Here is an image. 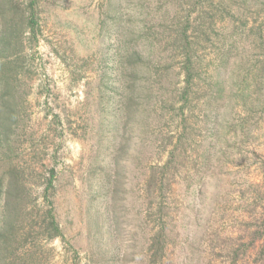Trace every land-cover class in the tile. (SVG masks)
Listing matches in <instances>:
<instances>
[{
    "label": "rangeland",
    "instance_id": "obj_1",
    "mask_svg": "<svg viewBox=\"0 0 264 264\" xmlns=\"http://www.w3.org/2000/svg\"><path fill=\"white\" fill-rule=\"evenodd\" d=\"M141 1L41 0L37 40L0 53L16 60L0 72L16 79L0 173L11 161L29 167L42 205L56 171L63 237L42 243L43 264H153L148 248L159 229L158 264H264L261 242L251 245L264 228V41L240 35L264 0L248 1L240 21L223 23L199 53L207 91L217 52L228 55L225 99L212 112L208 104L186 110L180 173L168 174L160 198L146 180L179 131L172 98L183 78L173 46L160 42L168 34L159 17L182 1L153 0L139 15ZM135 51L142 58L129 62Z\"/></svg>",
    "mask_w": 264,
    "mask_h": 264
},
{
    "label": "trees",
    "instance_id": "obj_2",
    "mask_svg": "<svg viewBox=\"0 0 264 264\" xmlns=\"http://www.w3.org/2000/svg\"><path fill=\"white\" fill-rule=\"evenodd\" d=\"M181 1L182 3L176 10L167 7L163 17L154 15L153 12L149 13L155 23L156 17L164 19L165 22L160 29L166 25V34L168 35L160 42L165 43L167 47L169 44L173 46L175 57H179V73L183 78L181 86L175 87L174 98H172V109L178 105L179 107L175 110H179L182 116V120L179 121V131L169 138L167 159L163 166L157 167V171L146 180V191L149 193L151 189H154L155 197L158 195L159 198L170 186L168 174L171 171H173L172 176L180 173L179 166L188 142L186 110L192 112V105L199 107L208 104L211 106L210 111L212 112L225 99L223 92L226 89V84L223 78L229 74L231 64L228 55L222 54L220 51L217 52L218 56L215 59L217 73H224L210 75V84L213 86L209 85L211 90L207 91L200 83L201 58L199 53L215 45L214 39H212L213 33L223 23L231 19L240 21L244 10L247 9V2L251 0ZM40 3L41 0H24L23 2L0 0V53L9 48L15 49L19 45L23 46L26 42L25 39L29 42L37 40L41 20ZM152 3L153 0H142L139 5L137 3L134 5L133 10L139 15H144L152 8ZM255 7L258 10L255 12L257 16H253L254 22L249 25L247 18L249 15L246 14L240 35H246L248 32L251 36L259 35L261 41H264V1L263 3L258 2ZM262 12L263 14H261ZM261 15H263V20L260 19ZM216 42L219 43L220 39L216 38ZM202 43L203 49L201 48V50L200 44ZM135 57L142 58V53L135 51L133 55H128L127 59L132 62ZM16 58L18 59V57ZM13 61L8 58L0 60V72L5 73L10 68L8 65L14 64L16 60ZM156 65L161 66L162 64L160 65L158 62ZM165 69L169 70V68ZM257 70L260 71V69ZM12 79L8 74L0 79V150L10 142L9 133L13 125L12 121L16 117L15 110H13L16 79ZM214 87L215 90L212 91ZM162 97L163 93H160L159 98ZM128 100L130 99L127 97ZM3 163L4 161L1 162V164ZM31 176L32 172L29 167H23L20 163L13 161L4 172L0 173V264H43L45 255L42 243L63 237V230L53 201L56 171L50 170L43 189L44 201L42 205L37 204V197L33 198L35 185L29 183ZM31 198H33V202L26 204ZM162 231L159 229L156 232L148 248L153 264H158L156 258L163 252V247L158 244L161 241L159 237L162 235ZM258 241L261 242L260 253L264 256V228L263 233L254 238L251 245L255 246V242Z\"/></svg>",
    "mask_w": 264,
    "mask_h": 264
}]
</instances>
